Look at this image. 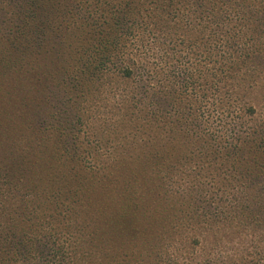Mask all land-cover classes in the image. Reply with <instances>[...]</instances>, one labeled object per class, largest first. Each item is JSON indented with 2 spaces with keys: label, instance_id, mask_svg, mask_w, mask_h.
Wrapping results in <instances>:
<instances>
[{
  "label": "trees",
  "instance_id": "obj_1",
  "mask_svg": "<svg viewBox=\"0 0 264 264\" xmlns=\"http://www.w3.org/2000/svg\"><path fill=\"white\" fill-rule=\"evenodd\" d=\"M163 20L175 260L142 171L85 165L58 97L110 74L149 89L136 51ZM194 50L204 67L178 64ZM0 264H264V0H0Z\"/></svg>",
  "mask_w": 264,
  "mask_h": 264
},
{
  "label": "rangeland",
  "instance_id": "obj_2",
  "mask_svg": "<svg viewBox=\"0 0 264 264\" xmlns=\"http://www.w3.org/2000/svg\"><path fill=\"white\" fill-rule=\"evenodd\" d=\"M152 33L150 52L136 51L139 64L154 71L146 76L149 89L110 74L90 83L83 93L73 92L67 99L58 97L62 103L69 99L60 110L65 111V119L76 121L69 138L78 146L85 165H127L131 172L142 171L152 190L148 205L168 208L165 224L169 232L165 237L170 238L167 247L175 260V74L179 72L175 68V25L164 21L152 28ZM149 41L147 36L145 43ZM203 61L194 50L190 57L182 55L178 64L200 62L204 67ZM57 102L52 99L50 104ZM52 126L49 123L50 133ZM116 195V191L110 194V201Z\"/></svg>",
  "mask_w": 264,
  "mask_h": 264
}]
</instances>
